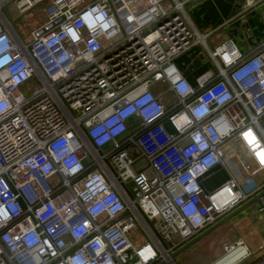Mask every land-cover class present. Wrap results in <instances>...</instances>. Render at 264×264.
I'll use <instances>...</instances> for the list:
<instances>
[{
	"label": "built area",
	"instance_id": "obj_1",
	"mask_svg": "<svg viewBox=\"0 0 264 264\" xmlns=\"http://www.w3.org/2000/svg\"><path fill=\"white\" fill-rule=\"evenodd\" d=\"M192 1L0 0V264H173L172 252L264 190V41L249 53L231 39L208 48ZM40 3L23 37L12 14ZM101 14L108 27L89 29L85 15ZM196 44L216 73L193 86L174 59ZM216 167L227 179L205 191ZM249 227L223 249L264 264Z\"/></svg>",
	"mask_w": 264,
	"mask_h": 264
},
{
	"label": "crops",
	"instance_id": "obj_2",
	"mask_svg": "<svg viewBox=\"0 0 264 264\" xmlns=\"http://www.w3.org/2000/svg\"><path fill=\"white\" fill-rule=\"evenodd\" d=\"M187 12L197 30L201 32L212 30L206 39L210 49L226 39H231L243 53H249L264 41V0H257L256 4L250 8H246L243 0H194L188 5ZM202 49H204L202 45L196 44L174 59L182 76L193 86L197 85L200 77L216 73V70L212 72L206 67V59L200 55ZM207 58H209L208 55ZM165 98H167L164 99L165 103L171 100L169 94ZM215 174L227 176L224 169L220 167L212 169L207 178L200 180L205 191L212 190L206 185V181ZM247 225L250 226L249 229L257 233V237L264 238V215L258 212L256 202L176 256L174 262L183 263L192 259L194 263L191 264L214 263L227 253L218 257L222 252L223 243H233L236 239L245 237L246 230L243 227ZM252 243V239L248 240V245ZM241 251L235 262L240 261L236 264L255 263V256L242 259L245 250ZM202 255H204L203 259H201ZM228 255L230 254L226 256ZM232 256L235 257V255Z\"/></svg>",
	"mask_w": 264,
	"mask_h": 264
},
{
	"label": "rangeland",
	"instance_id": "obj_3",
	"mask_svg": "<svg viewBox=\"0 0 264 264\" xmlns=\"http://www.w3.org/2000/svg\"><path fill=\"white\" fill-rule=\"evenodd\" d=\"M43 5H44V3L37 4L36 6L31 8L26 14L19 16V17L16 14H12V19L15 21V24H16L15 30L17 31L18 34L22 35L23 37L26 36L38 23H40L42 21L43 13H42L41 8ZM3 13L8 17L7 11L5 8H3ZM200 55L204 59H206V64H207L206 67H208V70L215 72V70H216L215 64L211 59L207 58L206 50L202 49ZM161 88H162L161 84H156V85L152 86L151 89L154 92H158L159 90H161ZM166 97H167V95H166ZM108 148H109V145L104 147V151H107ZM130 149H131L132 157H135L136 155H134L132 152L133 149L132 148H130ZM138 166H140V168L144 166V160L142 158H139L133 164L132 168L136 169ZM208 175H209V173L205 174L201 179H203L205 177L207 178ZM226 179H227V176H225L223 174H215V175H212L208 178V180L206 181V183H207L206 185L208 187H211V189L213 190L215 187L222 184ZM259 181L260 182L264 181V171H262L260 173ZM53 182H56V180L54 179ZM206 191H209V190L207 189ZM137 233H138V237H139L141 242H143L145 239L149 238L148 234L140 226L138 227ZM223 244H225V243H223ZM224 253H225V251H224L223 245H222V252L220 253V255L218 257L223 255ZM198 256L199 255H197V257ZM203 257H204V255L201 256V259H203ZM191 263H194V260L191 259L189 262L187 261V262H183V263H181V261H177V263L173 262V264H191Z\"/></svg>",
	"mask_w": 264,
	"mask_h": 264
},
{
	"label": "water",
	"instance_id": "obj_4",
	"mask_svg": "<svg viewBox=\"0 0 264 264\" xmlns=\"http://www.w3.org/2000/svg\"><path fill=\"white\" fill-rule=\"evenodd\" d=\"M263 196H264V190H262L260 193L256 194L255 196L250 198L248 201L244 202L243 204H241L240 206H238L237 208L232 210L230 213H228L225 216H223L222 218H220L214 224H212L211 226H209L208 228H206L205 230L200 232L197 236H195L194 238H192L191 240H189L188 242H186L185 244L180 246L178 249H176L174 252H172L170 254L171 259H174L176 256H178L179 254H181L182 252H184L185 250L190 248L193 244L198 242L200 239H202L203 237L212 233L216 228H218L219 226H221L225 222H228L229 220H231L235 215L240 213L243 209H245L250 204L255 203V202L260 204L261 203V197H263ZM157 264H164V261L161 260Z\"/></svg>",
	"mask_w": 264,
	"mask_h": 264
},
{
	"label": "clouds",
	"instance_id": "obj_5",
	"mask_svg": "<svg viewBox=\"0 0 264 264\" xmlns=\"http://www.w3.org/2000/svg\"><path fill=\"white\" fill-rule=\"evenodd\" d=\"M84 19L88 22L89 29H92L94 27H100L101 29H105L108 27V24L104 22V15H98L95 20H90L87 15H85ZM67 34L71 37L73 41H76L78 39L77 32L73 31L71 28L67 30ZM6 107V105L0 106V111L3 110V108ZM194 139L199 140L200 136L197 135L194 137ZM201 147H206V145H201ZM264 159V158H262ZM82 168V165L79 163H75L73 167L69 168L70 174H75L77 171H79ZM191 190V189H189ZM226 190V189H225Z\"/></svg>",
	"mask_w": 264,
	"mask_h": 264
},
{
	"label": "bare ground",
	"instance_id": "obj_6",
	"mask_svg": "<svg viewBox=\"0 0 264 264\" xmlns=\"http://www.w3.org/2000/svg\"><path fill=\"white\" fill-rule=\"evenodd\" d=\"M241 250L244 251L245 249H244V248H240V247H236V246H235L233 249L229 250V251L225 254V256L219 258V260L215 261V262L212 263V264H215V263H217V262H219L218 264H233V263L238 259L237 255L240 254V251H241ZM243 251H241V252H243ZM227 254H230V255L226 256ZM232 255H235V257H233ZM238 261H239V260H238ZM238 261H237V262H238ZM237 262H235L234 264H236Z\"/></svg>",
	"mask_w": 264,
	"mask_h": 264
},
{
	"label": "snow or ice",
	"instance_id": "obj_7",
	"mask_svg": "<svg viewBox=\"0 0 264 264\" xmlns=\"http://www.w3.org/2000/svg\"><path fill=\"white\" fill-rule=\"evenodd\" d=\"M262 162H264V161H262Z\"/></svg>",
	"mask_w": 264,
	"mask_h": 264
}]
</instances>
